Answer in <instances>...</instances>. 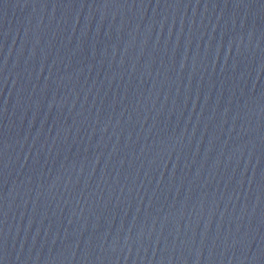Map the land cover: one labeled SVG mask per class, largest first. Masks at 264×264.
I'll return each mask as SVG.
<instances>
[{
	"label": "water",
	"instance_id": "water-1",
	"mask_svg": "<svg viewBox=\"0 0 264 264\" xmlns=\"http://www.w3.org/2000/svg\"><path fill=\"white\" fill-rule=\"evenodd\" d=\"M0 264H264V0H0Z\"/></svg>",
	"mask_w": 264,
	"mask_h": 264
}]
</instances>
